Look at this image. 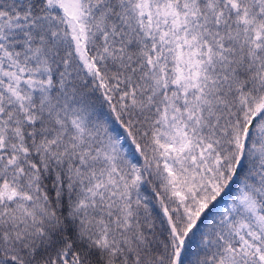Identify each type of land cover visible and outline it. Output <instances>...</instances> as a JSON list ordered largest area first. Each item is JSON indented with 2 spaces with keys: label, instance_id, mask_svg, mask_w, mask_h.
Masks as SVG:
<instances>
[{
  "label": "snow or ice",
  "instance_id": "6c2138e0",
  "mask_svg": "<svg viewBox=\"0 0 264 264\" xmlns=\"http://www.w3.org/2000/svg\"><path fill=\"white\" fill-rule=\"evenodd\" d=\"M0 264H264V0H0Z\"/></svg>",
  "mask_w": 264,
  "mask_h": 264
}]
</instances>
